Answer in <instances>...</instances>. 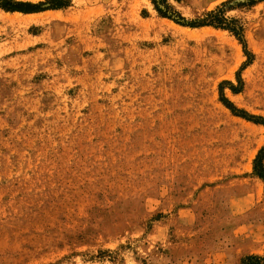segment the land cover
<instances>
[{
    "label": "rangeland",
    "instance_id": "374dc122",
    "mask_svg": "<svg viewBox=\"0 0 264 264\" xmlns=\"http://www.w3.org/2000/svg\"><path fill=\"white\" fill-rule=\"evenodd\" d=\"M50 1L0 8V264L264 258V126L222 101L264 119V0H168L246 49L151 0Z\"/></svg>",
    "mask_w": 264,
    "mask_h": 264
},
{
    "label": "trees",
    "instance_id": "16d2710c",
    "mask_svg": "<svg viewBox=\"0 0 264 264\" xmlns=\"http://www.w3.org/2000/svg\"><path fill=\"white\" fill-rule=\"evenodd\" d=\"M11 1L12 0H0V8L10 12L34 13L41 11L40 5L25 4L21 2L14 3ZM151 1L154 4L157 13L163 18L174 20L177 24L183 26H189L191 28L213 26L217 28L228 29L233 34H235L238 40L244 45L245 49L247 48L242 33H239L235 28H230L228 20L224 17V11L222 9L208 13L203 19L195 20L193 22H188L180 14H178L173 10V8L168 3V0H151ZM70 3H71L70 0L50 1V4H52V9L66 8L70 5ZM255 3H256L255 0H247L244 4L240 3L239 5H254ZM222 101L225 104V106L229 110H231L235 115L243 119H246L248 121L254 122L255 124L264 126L263 118H256L255 116L249 115L245 111L238 110L226 98H223ZM263 161H264V150H262L260 155L257 157L256 166H255L259 178L264 181ZM247 261L248 264H264V258L257 256H251L248 258Z\"/></svg>",
    "mask_w": 264,
    "mask_h": 264
}]
</instances>
